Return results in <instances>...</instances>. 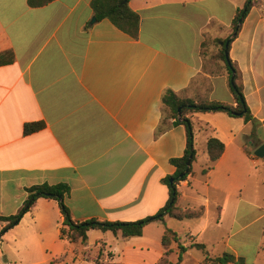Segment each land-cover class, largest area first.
<instances>
[{
  "label": "crops",
  "instance_id": "crops-1",
  "mask_svg": "<svg viewBox=\"0 0 264 264\" xmlns=\"http://www.w3.org/2000/svg\"><path fill=\"white\" fill-rule=\"evenodd\" d=\"M28 1L0 0L1 217L17 215L25 190L44 184L69 186L64 204L74 223L156 215L169 200L170 160L187 143L185 127L164 119L163 94L236 106L224 63L204 66L205 43L233 37L228 58L259 124L189 115L196 156L177 207L203 208L200 218L167 216L129 239L90 230L73 244L62 236L59 203L39 199L15 227L1 233L8 223L0 221V264H212L195 244L211 259L264 264V160L254 156L264 144V25L255 0L237 34L232 23L247 0H128L136 37L108 19L92 23V0ZM34 123L44 128L24 135ZM211 138L224 152L203 173ZM167 230L175 235L168 254Z\"/></svg>",
  "mask_w": 264,
  "mask_h": 264
},
{
  "label": "trees",
  "instance_id": "trees-1",
  "mask_svg": "<svg viewBox=\"0 0 264 264\" xmlns=\"http://www.w3.org/2000/svg\"><path fill=\"white\" fill-rule=\"evenodd\" d=\"M51 2V0H29L30 6L36 7L45 5ZM128 0H92L91 7L95 12L97 21L108 19L113 25L125 33L136 37L139 28V17L133 13L127 6ZM253 4V0H247L243 9L237 11L235 19L232 23L233 34H237L241 23L248 14ZM233 37L223 41V45L220 47L219 60L225 65L228 72L229 88L234 97L236 106L222 104L219 102H211L208 100L193 101L189 99H181L174 92L166 91L161 99L164 119L173 120L175 125H183L186 129L187 143L183 156L170 160V164L175 167L176 171L173 176L165 180L169 189V200L165 207H163L156 215L148 217L137 222H99L97 220H89L83 223H74L69 215V211L64 204V200L70 195V188L66 184H57L49 186L47 184L33 186L26 189L28 195L19 213L11 217H1V222H7L8 225L1 232H5L15 227L23 218V216L30 211L33 205L39 199L54 200L59 203L61 213L64 216V224L67 226V230H62V236L70 241V243L84 244L87 241V233L90 230H99L102 232H111L114 235L121 234L123 239H129L132 237H141L143 235L144 227L154 221H164L165 217H170L178 221L198 219L203 215V208L197 210H182L177 207L178 190L177 186L187 180L192 174V166H187V161L190 160L191 164L195 160L196 151L194 147V133L192 123L189 119V115L195 113H217L222 112L233 118H242L245 123H251L252 125H258L259 123L252 116L249 108L246 105L241 88L236 84V71L228 58L229 45L232 42ZM206 44V43H205ZM203 44V47L205 46ZM202 47V48H203ZM180 110V119L178 111ZM264 124V123H263ZM44 128L43 123L26 124L23 129L24 135H30L40 131ZM224 152V145L217 139L211 138L207 142V153L210 159L211 166L203 171L207 173L213 168L212 164L219 160ZM175 240V235L167 230L162 237V245L167 250L171 244V240ZM193 247L203 251L206 261L212 264H242L241 260L236 259L231 254H224L217 259L209 258L208 253L205 250V246L201 244H195ZM181 254L185 252L184 247H179ZM181 255L179 256V261ZM161 264H171L167 260L163 259Z\"/></svg>",
  "mask_w": 264,
  "mask_h": 264
},
{
  "label": "rangeland",
  "instance_id": "rangeland-1",
  "mask_svg": "<svg viewBox=\"0 0 264 264\" xmlns=\"http://www.w3.org/2000/svg\"><path fill=\"white\" fill-rule=\"evenodd\" d=\"M257 3H259V0H256ZM202 57L204 60V66L208 69V71H212V65L217 64V60H219V52H220V46L219 43H211L208 42L205 44V46L202 48ZM108 264V263H106Z\"/></svg>",
  "mask_w": 264,
  "mask_h": 264
},
{
  "label": "water",
  "instance_id": "water-1",
  "mask_svg": "<svg viewBox=\"0 0 264 264\" xmlns=\"http://www.w3.org/2000/svg\"><path fill=\"white\" fill-rule=\"evenodd\" d=\"M95 21H96V18H94L92 20V23L95 22ZM241 21L242 20H240V23H241ZM220 45H223V43H220ZM178 116H179V119H180V110L178 111ZM254 156L257 157V158H260V159H263L264 160V144L261 145L260 147H258L257 149H255ZM187 166L188 167L191 166V161L190 160L187 161Z\"/></svg>",
  "mask_w": 264,
  "mask_h": 264
},
{
  "label": "built area",
  "instance_id": "built-area-1",
  "mask_svg": "<svg viewBox=\"0 0 264 264\" xmlns=\"http://www.w3.org/2000/svg\"><path fill=\"white\" fill-rule=\"evenodd\" d=\"M255 3H256V5H259L261 7V9H262L263 14H262V17H261V21H262V23L264 25V0H259V3H257L256 0H255Z\"/></svg>",
  "mask_w": 264,
  "mask_h": 264
}]
</instances>
